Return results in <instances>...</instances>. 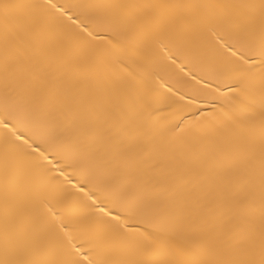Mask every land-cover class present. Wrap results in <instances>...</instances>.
<instances>
[{"label":"snow or ice","instance_id":"6c2138e0","mask_svg":"<svg viewBox=\"0 0 264 264\" xmlns=\"http://www.w3.org/2000/svg\"><path fill=\"white\" fill-rule=\"evenodd\" d=\"M0 264H264V0H0Z\"/></svg>","mask_w":264,"mask_h":264}]
</instances>
